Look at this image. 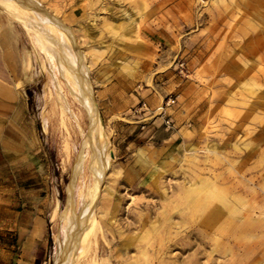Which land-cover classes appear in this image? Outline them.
<instances>
[{"label":"rangeland","instance_id":"374dc122","mask_svg":"<svg viewBox=\"0 0 264 264\" xmlns=\"http://www.w3.org/2000/svg\"><path fill=\"white\" fill-rule=\"evenodd\" d=\"M34 1L72 33L112 151L79 264H264V0ZM33 41L0 6V79L35 130L20 152L0 147V264H56L89 128ZM203 182L242 209L226 232L188 210L186 192Z\"/></svg>","mask_w":264,"mask_h":264},{"label":"bare ground","instance_id":"6f19581e","mask_svg":"<svg viewBox=\"0 0 264 264\" xmlns=\"http://www.w3.org/2000/svg\"><path fill=\"white\" fill-rule=\"evenodd\" d=\"M0 6L14 21L27 30L34 39L33 43L35 42L44 51L51 66L65 76L72 95L83 105L89 118V128L87 133L83 134V145L76 157L72 180L67 188L66 206L60 215L64 222V237H62L56 259V264H79L91 246V238L98 225L94 206L105 169L112 160L111 146L94 103L88 68L72 33L56 17L42 9L37 2L0 0ZM258 49L251 50L248 54L255 57ZM60 98L63 110H67L64 104L65 99ZM86 155H90L89 169L92 179L80 193L82 207L77 211L75 182ZM185 197L190 214L197 215L202 224L219 230L220 233L228 231V228H231V225L239 219L238 215L242 211L237 203L228 199L225 191L208 182L188 190ZM237 201L242 204L241 199ZM219 224L225 225L220 227Z\"/></svg>","mask_w":264,"mask_h":264},{"label":"crops","instance_id":"0c3cea01","mask_svg":"<svg viewBox=\"0 0 264 264\" xmlns=\"http://www.w3.org/2000/svg\"><path fill=\"white\" fill-rule=\"evenodd\" d=\"M28 138L32 143L35 141V130L28 105L15 87L11 88L0 79V147L8 152L13 150L20 152L31 146ZM2 201L3 198L0 197V202ZM2 252L4 250L0 246L1 255H3ZM31 262H35L34 255L30 256Z\"/></svg>","mask_w":264,"mask_h":264},{"label":"trees","instance_id":"16d2710c","mask_svg":"<svg viewBox=\"0 0 264 264\" xmlns=\"http://www.w3.org/2000/svg\"><path fill=\"white\" fill-rule=\"evenodd\" d=\"M39 262H40V259L37 258L35 264H39Z\"/></svg>","mask_w":264,"mask_h":264}]
</instances>
